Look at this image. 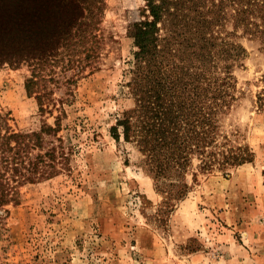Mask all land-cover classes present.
I'll return each instance as SVG.
<instances>
[{"label": "rangeland", "instance_id": "374dc122", "mask_svg": "<svg viewBox=\"0 0 264 264\" xmlns=\"http://www.w3.org/2000/svg\"><path fill=\"white\" fill-rule=\"evenodd\" d=\"M54 1L22 0L11 24L0 8V33L6 35L0 40L15 48L13 58L0 64V110L10 114L14 129L26 132L60 117L68 154L59 174L25 184L18 202L0 210V264H264V108L257 102L264 42L241 28L228 37L245 51L231 60L234 98L218 113L220 132L233 133L234 144L248 145L252 160L202 171L193 157L188 193L171 211L158 214L164 195L136 137L115 129L139 104L130 28L144 18L146 2L95 1L98 9L83 8L69 38L57 40L67 18L77 14L69 9L78 0ZM51 3L53 15L45 13ZM230 8L222 7L224 17L207 35L220 30L218 36L227 38L234 31ZM28 22H36L33 30ZM186 47L159 58L166 83L161 92L176 101L185 87L179 82L191 80L199 65L193 54L200 52L198 45ZM224 63L217 61L213 74L222 76ZM32 74L45 96V111L26 90Z\"/></svg>", "mask_w": 264, "mask_h": 264}, {"label": "trees", "instance_id": "16d2710c", "mask_svg": "<svg viewBox=\"0 0 264 264\" xmlns=\"http://www.w3.org/2000/svg\"><path fill=\"white\" fill-rule=\"evenodd\" d=\"M13 1L1 0L0 3V8H6L7 24L14 21L16 9L22 2L15 1L17 7ZM95 1L99 0L73 2L75 5H71L74 7L69 10L77 14L67 18L66 27L57 30L62 31L56 39L69 38L71 30L83 16L82 9H98ZM206 1L145 0L144 18L135 21L130 28L135 47L132 85L139 104L118 120L115 129L120 127L127 138L132 135L136 137L156 189L164 195L158 214L171 211L176 202L188 193L190 186L186 176L193 157L200 160L198 167L204 171L240 165L251 161L254 156L248 145L234 144L233 133L220 132L218 113L224 112L234 98L230 92L234 86L231 60H237L245 51L241 44L228 41V37L241 28L264 42V0H211L209 9ZM53 3L45 13H55L56 3ZM222 7H231L229 18L232 19L234 31L227 32V38L218 36L220 30L215 31L217 35L212 32L207 35L209 26L224 17ZM35 11V16L40 13V10ZM28 24V28L33 30L36 22ZM9 28L13 29L12 25ZM5 36L0 33V37ZM197 41H202L204 46ZM182 45H186V48L198 45L200 52L194 50L193 54L199 65L193 67L194 77L191 80L179 82L185 87L177 94L179 101H176V98H166L167 94L161 92L166 83L161 75L163 60L159 58L165 51L174 56ZM14 53L15 48L11 44L0 40V64L13 58ZM216 60L225 61L221 66L222 76L213 74L217 71L213 68ZM204 75H208V87L202 89ZM36 77V74H32L27 79L26 90L30 95L35 93L41 111H45V96L36 88L39 84ZM261 82L257 102L258 106L264 108V73ZM193 91L194 94L191 93ZM206 100L211 102L207 111L203 108ZM10 119L8 112L0 110V210H7L6 205L18 202L20 189L25 184L59 174L68 155L59 135L62 128L60 117H56L55 124L44 121L39 130L29 132L14 129ZM52 138L60 144H55Z\"/></svg>", "mask_w": 264, "mask_h": 264}]
</instances>
